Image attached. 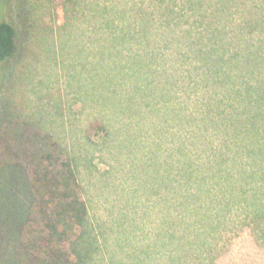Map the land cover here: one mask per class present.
Masks as SVG:
<instances>
[{
	"label": "rangeland",
	"instance_id": "1",
	"mask_svg": "<svg viewBox=\"0 0 264 264\" xmlns=\"http://www.w3.org/2000/svg\"><path fill=\"white\" fill-rule=\"evenodd\" d=\"M161 5L170 0H0V21L15 20L20 30L17 54L0 62V261L40 246L42 220L24 214L38 201L36 145L48 136L70 153L87 192L99 264H264V219H253L251 198L212 176L205 189L195 186L215 152L185 144L183 171L166 111L172 103L155 101L146 121L131 110L148 85L128 74L134 54L159 48L174 56L159 24L146 25L150 11L151 22L160 21ZM191 162L203 168L189 169Z\"/></svg>",
	"mask_w": 264,
	"mask_h": 264
},
{
	"label": "trees",
	"instance_id": "2",
	"mask_svg": "<svg viewBox=\"0 0 264 264\" xmlns=\"http://www.w3.org/2000/svg\"><path fill=\"white\" fill-rule=\"evenodd\" d=\"M161 6L156 12L160 21L151 22L154 12L147 10L146 25L159 24L155 30L160 41L176 44L174 56L166 57L169 51L159 48L150 50L151 56L134 54L133 66L127 69L137 78L125 75L148 85L140 86L142 102L131 103V110L143 114L146 121L155 101L171 102L172 108L166 111L177 128V165L186 171L181 150L185 144L194 152L200 147L215 152L210 158L216 160H208L212 167L190 163L189 169L209 170L199 179L197 173L195 186L205 189L207 176L218 179L217 184L230 193L251 198L250 214L260 222L264 219V0H170L168 7ZM185 9H192L194 15L185 14L181 20L179 12ZM19 34L15 20L0 21V62L17 54ZM142 58L149 61L145 64ZM139 68H146L143 78ZM158 107L162 109L161 103ZM47 137L36 145L35 156L42 166L34 176L38 201L34 211L29 208L24 214L40 216L44 228L40 246L35 242L21 252L19 260L10 257L0 264H99L98 224L92 222L87 192L70 153L55 149L57 143ZM54 149L59 153L54 154ZM12 209L15 212L16 207ZM7 211L12 213L11 207ZM77 228L80 232L72 239ZM3 241L0 235V256ZM65 244L75 252V260ZM244 259L242 264H247Z\"/></svg>",
	"mask_w": 264,
	"mask_h": 264
}]
</instances>
